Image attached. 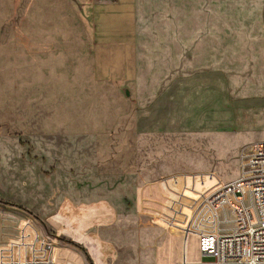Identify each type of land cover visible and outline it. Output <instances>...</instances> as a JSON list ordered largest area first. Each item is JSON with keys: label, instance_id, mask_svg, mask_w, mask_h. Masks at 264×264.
Segmentation results:
<instances>
[{"label": "rangeland", "instance_id": "rangeland-1", "mask_svg": "<svg viewBox=\"0 0 264 264\" xmlns=\"http://www.w3.org/2000/svg\"><path fill=\"white\" fill-rule=\"evenodd\" d=\"M126 1L110 15L122 32ZM93 2L0 0V212L24 214L29 248L53 264L57 251L208 264L205 198L264 140V0H185L184 51L168 42L165 3L141 0L134 52L101 48Z\"/></svg>", "mask_w": 264, "mask_h": 264}, {"label": "built area", "instance_id": "built-area-1", "mask_svg": "<svg viewBox=\"0 0 264 264\" xmlns=\"http://www.w3.org/2000/svg\"><path fill=\"white\" fill-rule=\"evenodd\" d=\"M238 165V177L217 185L205 198L204 203L211 210L213 218L211 229L202 231L198 237L202 262L264 264V140L241 147ZM247 199L249 205L246 204ZM220 211L224 214V220L220 217ZM230 218L234 219L235 225L222 227L224 224H232ZM28 222L33 226L36 223L35 219H28ZM37 239L38 245V236ZM29 247L28 244L24 247L28 251L23 260L7 255L2 257V264H53L49 258L40 260L38 254L41 255V251Z\"/></svg>", "mask_w": 264, "mask_h": 264}, {"label": "crops", "instance_id": "crops-1", "mask_svg": "<svg viewBox=\"0 0 264 264\" xmlns=\"http://www.w3.org/2000/svg\"><path fill=\"white\" fill-rule=\"evenodd\" d=\"M119 2L120 0H94L92 4L91 12L93 14V21L96 22L95 26L98 29L97 35L99 44L101 45V48L105 50H109L114 46H119L120 48H128L133 52L138 51L140 47L139 43L141 41L139 33L141 24L140 18L144 15L143 5L146 2L143 3L141 0L126 1L127 3L125 4H132L131 6L134 8V21L128 20L124 22V25L129 26L130 29L129 31L123 32L120 29L123 22L121 23L119 21V23L113 25L110 17L115 11V7L113 6L117 3L119 4ZM162 2L166 5V32L168 35V42H172L173 44L176 43L178 51L180 50V42H183L181 48L182 51H184V36H180V29H183L184 31L186 2L185 0H162ZM131 26L133 27L132 31ZM121 33L127 35H122ZM79 217H81V215H69L70 219L68 220L78 221ZM26 218L27 217L24 214H21L18 211L5 210L0 212V264H2V257H7V255L13 258H21L23 260L27 257L24 250L25 245L28 244L30 247L34 245L36 241L35 234L31 229L29 230V228H27L25 221ZM54 224H56V221ZM36 225L37 224L35 223V226ZM37 229L40 230L38 226ZM37 236L39 237V235ZM2 250H4V252H2ZM63 253L60 254L59 258V253L57 251L56 264H58L59 259L62 260V264H66V259L71 261L72 264H87L86 260H84L82 255L78 252L71 251L69 254L65 252Z\"/></svg>", "mask_w": 264, "mask_h": 264}]
</instances>
